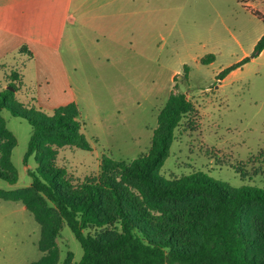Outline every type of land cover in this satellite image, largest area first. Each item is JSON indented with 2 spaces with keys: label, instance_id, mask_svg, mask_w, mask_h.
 <instances>
[{
  "label": "rangeland",
  "instance_id": "374dc122",
  "mask_svg": "<svg viewBox=\"0 0 264 264\" xmlns=\"http://www.w3.org/2000/svg\"><path fill=\"white\" fill-rule=\"evenodd\" d=\"M135 5L133 11L116 13L113 26L107 27L114 21L104 17L110 15L106 12L99 20L104 28L82 23L70 33L72 44L64 42L61 48L70 86H55L56 60L55 70L41 73L55 88L45 83L39 101L34 87L38 107L51 115L75 101L92 145L91 151L54 145L53 162L83 180L98 175L104 154L127 161L146 154L160 109L171 93L184 92L196 112L192 124L186 118L177 129L160 174L171 178L203 170L235 186L264 187V51L224 80L216 78L253 53L264 34V21L256 14L264 16V0H159L149 6L138 0ZM211 53L215 60L204 63ZM36 70V62L28 60L23 71L28 86L37 78ZM2 117L17 141L12 162L18 180L0 178V188H30L38 167L34 154L24 162L32 126L7 108ZM42 238V225L25 204L0 199V264L39 261L45 255ZM53 248L58 264H65L69 252L71 263L84 254L67 223L47 253Z\"/></svg>",
  "mask_w": 264,
  "mask_h": 264
},
{
  "label": "trees",
  "instance_id": "16d2710c",
  "mask_svg": "<svg viewBox=\"0 0 264 264\" xmlns=\"http://www.w3.org/2000/svg\"><path fill=\"white\" fill-rule=\"evenodd\" d=\"M263 51L264 34L251 56L224 68L216 78L224 80ZM33 56L24 44L12 63L0 65L1 179L18 180L12 162L17 141L3 109L32 126L24 158L27 163L34 154L38 164L31 187L0 188V199L22 202L42 225L40 249L45 255L32 264H58L57 250H47L65 223L84 250L75 263L69 252L65 264H264V187L235 186L203 170L171 178L160 174L177 129L196 112L186 93H171L160 109L146 154L131 161L104 154L96 177L75 180L51 155L54 145L92 150L80 108L72 101L49 115L38 107L36 90L25 83L23 73ZM202 60L212 62L215 54ZM184 68L188 71L189 65Z\"/></svg>",
  "mask_w": 264,
  "mask_h": 264
},
{
  "label": "crops",
  "instance_id": "0c3cea01",
  "mask_svg": "<svg viewBox=\"0 0 264 264\" xmlns=\"http://www.w3.org/2000/svg\"><path fill=\"white\" fill-rule=\"evenodd\" d=\"M138 0H0V65L10 64L20 48L27 44L33 53L36 62V79L32 86L37 87L39 101L42 100L44 85L55 88L52 83H47L41 73L48 69L55 70V60L58 62V76L56 87L63 90L71 82L67 74L61 48L64 42L72 44L71 32L86 23L96 28H104L99 24L104 16L114 21L107 27L117 22L116 13L133 11ZM145 6L159 2V0H142ZM241 1V0H240ZM253 4V3H252ZM245 2V6H252ZM73 44L75 36L72 37ZM60 75V76H59ZM67 84H63L64 82ZM62 84V85H61ZM55 91L54 89H52Z\"/></svg>",
  "mask_w": 264,
  "mask_h": 264
}]
</instances>
